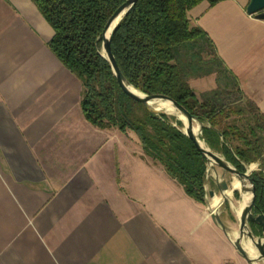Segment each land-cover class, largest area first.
Instances as JSON below:
<instances>
[{
	"label": "crops",
	"instance_id": "1",
	"mask_svg": "<svg viewBox=\"0 0 264 264\" xmlns=\"http://www.w3.org/2000/svg\"><path fill=\"white\" fill-rule=\"evenodd\" d=\"M249 2L205 1L189 17L264 112V20ZM53 35L33 0H0V264H248L211 216L221 200L198 202L134 131L85 117ZM199 78L198 97L218 87L216 73ZM205 187L221 196L213 173Z\"/></svg>",
	"mask_w": 264,
	"mask_h": 264
},
{
	"label": "trees",
	"instance_id": "2",
	"mask_svg": "<svg viewBox=\"0 0 264 264\" xmlns=\"http://www.w3.org/2000/svg\"><path fill=\"white\" fill-rule=\"evenodd\" d=\"M33 1L54 30L51 50L82 83L85 117L101 129L134 131L146 154L162 164L188 195L205 203L207 160L182 131V122L155 114L126 94L102 55L104 27L126 0ZM205 1L215 5L222 0H138L113 31L112 51L135 88L165 94L209 125L203 128V139L240 171L258 163L251 173L256 186L253 211L264 213V112L242 94L215 52L205 74L216 73L218 87L202 97L191 87L187 69H202L201 58L194 56L198 61L186 66L178 56L180 48L190 51L196 44L212 49L206 32L193 26L189 17L190 10ZM234 92L236 99L224 100ZM251 228L262 235L260 226L251 223Z\"/></svg>",
	"mask_w": 264,
	"mask_h": 264
},
{
	"label": "water",
	"instance_id": "3",
	"mask_svg": "<svg viewBox=\"0 0 264 264\" xmlns=\"http://www.w3.org/2000/svg\"><path fill=\"white\" fill-rule=\"evenodd\" d=\"M137 1L138 0H126L116 9L107 21L102 32V55L109 62L120 87L126 94L143 103L149 111L155 114L160 115L165 113L175 116L183 122L184 120L180 116L186 119V122H184L185 127L182 131L195 143L200 153L206 158L208 165L207 175H210L211 173L214 174L216 185L222 196L220 205L211 212L212 218L222 228L226 236L230 239L234 247L240 252L248 264H256L260 261H264V213H255L253 211L256 202V186L253 178L251 177V172L248 169V166L247 170L242 172L222 154L213 150L203 139V128L209 125L205 124L197 116L193 115L184 105L165 94H147L135 88L124 75L116 60L111 47L112 33L124 15L127 14ZM247 13L251 16L254 15L258 19L264 20V0H250L247 6ZM160 101L168 102L174 111H168L167 109L160 108ZM195 123L199 126L198 134L195 132ZM220 135L222 136L221 133ZM218 168H221L222 173L219 172ZM227 174H231L240 182L241 187L238 190L241 197L246 192L250 194L249 199L244 202V207L242 209L241 216L239 217V230L234 234L230 232L228 225L222 220L220 215L221 206L227 202L232 203V199L228 195V184H232L230 183V179L227 178ZM211 194L213 193L211 192ZM251 223L261 227V236H257L253 232ZM245 243L251 244L252 248L256 252L255 256H251L248 253V250L244 245Z\"/></svg>",
	"mask_w": 264,
	"mask_h": 264
},
{
	"label": "rangeland",
	"instance_id": "4",
	"mask_svg": "<svg viewBox=\"0 0 264 264\" xmlns=\"http://www.w3.org/2000/svg\"><path fill=\"white\" fill-rule=\"evenodd\" d=\"M193 52V53H192ZM178 56L181 62H183L186 66L190 65V62L193 60L194 62L198 61V59H196L194 56H199V58H201V66L203 67L202 69L198 68L195 70L189 69V67L187 68L190 74V78L189 81H192L193 84L197 83V79H200L199 77H203L206 76L205 73H207L210 70V61L211 59H213L214 54L212 49L209 46H206L205 48H202L196 44L192 50H187L186 48H180L178 50ZM207 62V63H204ZM215 76H211L209 77L210 80H212V78ZM202 79V78H201ZM224 84V82L222 83ZM238 96L236 94V92L233 93L232 96H227L226 98H224V100L230 99V100H234L236 99ZM179 120V119H178ZM182 122V129H184L185 127V123L180 120ZM217 152V151H216ZM248 169L250 170V172L252 173V171L257 170L258 169V163H253L251 165H247ZM219 172L222 173L221 168H218ZM227 178L230 179V184H228V195L231 197L232 199V203L228 202V206L224 205L222 209H224V214L228 216V227L230 232H232L233 234L238 232L239 230V216L235 213V211L233 210L234 206H239L240 202H241V195L239 192V188H240V183L236 180V178H234L231 174H227ZM207 179H208V175H207ZM206 189V187H205ZM235 190H237L239 192L238 196H235ZM211 192L213 194H211ZM207 196H211V198L214 200L215 206H217L216 202H219L220 200H222V196H220L218 193H215L214 191H207L206 190V197ZM219 206V205H218ZM226 206V207H225ZM216 209V208H215ZM213 209V210H215ZM256 264H264V261H260Z\"/></svg>",
	"mask_w": 264,
	"mask_h": 264
},
{
	"label": "bare ground",
	"instance_id": "5",
	"mask_svg": "<svg viewBox=\"0 0 264 264\" xmlns=\"http://www.w3.org/2000/svg\"><path fill=\"white\" fill-rule=\"evenodd\" d=\"M159 107L160 108H164V109H167L168 111H174V109L171 107V105L168 103V102H162L160 101L159 102ZM184 122H186V119L182 116H180ZM195 132L198 134L199 133V126L197 123H195ZM237 180V179H236ZM238 181V180H237ZM239 182V181H238ZM240 183V182H239ZM241 187V185H240ZM240 189V188H239ZM249 196L250 194L249 193H245L242 197H241V202L239 204V206H234V210H235V213L240 217L241 216V213H242V209L244 207V202L245 200L247 201L249 199ZM243 198H244V201H243ZM246 249L248 250V253L251 255V256H255L256 252L254 251V249L252 248L251 244L250 243H245L244 244Z\"/></svg>",
	"mask_w": 264,
	"mask_h": 264
}]
</instances>
